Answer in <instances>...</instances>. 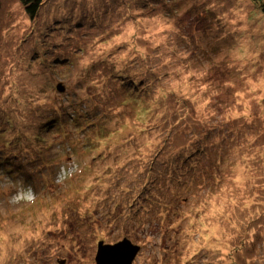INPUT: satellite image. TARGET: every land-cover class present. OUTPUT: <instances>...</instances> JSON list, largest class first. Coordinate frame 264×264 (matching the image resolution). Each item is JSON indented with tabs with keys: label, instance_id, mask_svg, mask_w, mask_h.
Instances as JSON below:
<instances>
[{
	"label": "rangeland",
	"instance_id": "rangeland-1",
	"mask_svg": "<svg viewBox=\"0 0 264 264\" xmlns=\"http://www.w3.org/2000/svg\"><path fill=\"white\" fill-rule=\"evenodd\" d=\"M7 116L26 143L0 139V264H96L124 237L130 264H264L251 0H43L34 19L0 0L11 139Z\"/></svg>",
	"mask_w": 264,
	"mask_h": 264
},
{
	"label": "trees",
	"instance_id": "trees-1",
	"mask_svg": "<svg viewBox=\"0 0 264 264\" xmlns=\"http://www.w3.org/2000/svg\"><path fill=\"white\" fill-rule=\"evenodd\" d=\"M19 1L23 5V7L25 9V13L30 19H34L38 15L39 9H40L41 5L43 4V0H19ZM251 1H252L253 5L255 7H257L261 11V13L264 15V0H251ZM34 117L32 119V126L34 127V130L39 131L38 125L37 126L35 125ZM6 123H7L6 125L10 126L11 129L13 130V136L11 137V139L7 138L4 135V132H5V130H4L0 136V139L3 142H7L8 143L7 146L11 143V145H9V146L11 147V152L15 156L17 153L14 151V149H16L18 151V148H21L22 146L25 145L26 136H25V134H22L21 136H19V134H16V133L14 134V128L16 127V124L12 119L9 118V116H7V122ZM28 204L24 205L25 208L27 207ZM26 211L27 210H25V209L19 208V210L16 213L21 214V213L26 212Z\"/></svg>",
	"mask_w": 264,
	"mask_h": 264
},
{
	"label": "water",
	"instance_id": "water-1",
	"mask_svg": "<svg viewBox=\"0 0 264 264\" xmlns=\"http://www.w3.org/2000/svg\"><path fill=\"white\" fill-rule=\"evenodd\" d=\"M56 89L59 92L65 90L62 83L57 84ZM131 242L124 238L114 244H98L95 261L96 264H130ZM137 249V247H135ZM127 253V254H126ZM126 254V255H125Z\"/></svg>",
	"mask_w": 264,
	"mask_h": 264
},
{
	"label": "bare ground",
	"instance_id": "bare-ground-1",
	"mask_svg": "<svg viewBox=\"0 0 264 264\" xmlns=\"http://www.w3.org/2000/svg\"><path fill=\"white\" fill-rule=\"evenodd\" d=\"M153 127V126H152ZM123 133H125V131L123 130V132H121V134H120V136H119V140H117L116 142H114V144L115 143H117V142H120V141H122V139H124V135H123ZM119 155V154H118ZM111 172L113 173V170H111Z\"/></svg>",
	"mask_w": 264,
	"mask_h": 264
},
{
	"label": "flooded vegetation",
	"instance_id": "flooded-vegetation-1",
	"mask_svg": "<svg viewBox=\"0 0 264 264\" xmlns=\"http://www.w3.org/2000/svg\"><path fill=\"white\" fill-rule=\"evenodd\" d=\"M124 238H126L127 240H129L127 237H124ZM124 238H123V239H124ZM123 239H122V240H123ZM120 241H121V240H120ZM129 241H130V240H129ZM101 242H102V241H99L98 244L101 243ZM130 242H131V241H130ZM108 244H109V243H108ZM110 244H112V243H110ZM137 246H138V245H137ZM139 249H140V247H139ZM95 255H96V254H95ZM94 257H95V256H94ZM94 260H95V258H94ZM58 263H59V264H62V263H63V259H59V260H58ZM95 263H96V261H95Z\"/></svg>",
	"mask_w": 264,
	"mask_h": 264
}]
</instances>
